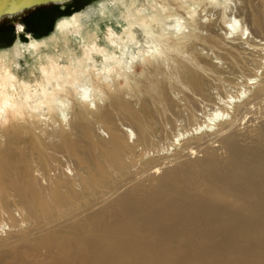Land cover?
<instances>
[{"label": "bare ground", "instance_id": "1", "mask_svg": "<svg viewBox=\"0 0 264 264\" xmlns=\"http://www.w3.org/2000/svg\"><path fill=\"white\" fill-rule=\"evenodd\" d=\"M243 1L229 39L213 0H98L0 49V264H264V0Z\"/></svg>", "mask_w": 264, "mask_h": 264}, {"label": "rangeland", "instance_id": "2", "mask_svg": "<svg viewBox=\"0 0 264 264\" xmlns=\"http://www.w3.org/2000/svg\"><path fill=\"white\" fill-rule=\"evenodd\" d=\"M96 1L98 0H71L64 4L42 5L13 17H4L0 20V49L12 46L18 36L21 37L23 42H27L30 41L29 38L31 36L34 38H43L50 35V33L54 31L55 23L58 19L70 16L75 12L86 9L89 5L95 4ZM211 5L215 6L217 9H221V7L223 8L224 6V21L231 20V23H226V27L228 29V35H226V37L228 39L236 34H240L241 26H243L241 16L235 14L236 5H239L240 7L245 6V9L249 12L257 13V8L253 4V1L249 4H245L243 0H213ZM195 7L196 9L194 16H196L200 11V5ZM19 24L22 25L21 28H18ZM176 32V35L180 34V31ZM244 32L245 33L242 36L243 38L247 36L249 30H244ZM141 72L142 67L138 66L135 71V77L133 76L134 78L130 79V83H133L136 81V79H139L141 77ZM103 81H105V79ZM106 82L110 85L116 84L119 86H125L127 80L123 77L116 76L113 77V79L110 78L109 80H106ZM78 84H86L88 87V93H86L87 96L94 95V89H92V86H90L88 81L86 82V80L84 81L81 79ZM177 89L178 88H170L169 93H181V90ZM60 101L62 100L60 99ZM66 103L67 102L65 101V104ZM46 109L47 108L45 107L39 111H44L41 112V114H46ZM68 110L69 108L66 110V112H68ZM100 131L102 132V129H100Z\"/></svg>", "mask_w": 264, "mask_h": 264}, {"label": "water", "instance_id": "3", "mask_svg": "<svg viewBox=\"0 0 264 264\" xmlns=\"http://www.w3.org/2000/svg\"><path fill=\"white\" fill-rule=\"evenodd\" d=\"M71 0H0V20L48 4H64Z\"/></svg>", "mask_w": 264, "mask_h": 264}]
</instances>
